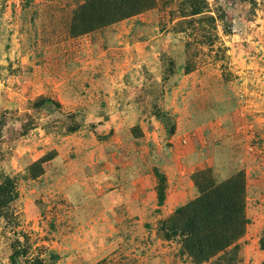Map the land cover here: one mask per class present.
I'll use <instances>...</instances> for the list:
<instances>
[{"label": "rangeland", "instance_id": "374dc122", "mask_svg": "<svg viewBox=\"0 0 264 264\" xmlns=\"http://www.w3.org/2000/svg\"><path fill=\"white\" fill-rule=\"evenodd\" d=\"M231 182L197 261L170 220ZM0 264H264V0H0Z\"/></svg>", "mask_w": 264, "mask_h": 264}, {"label": "trees", "instance_id": "16d2710c", "mask_svg": "<svg viewBox=\"0 0 264 264\" xmlns=\"http://www.w3.org/2000/svg\"><path fill=\"white\" fill-rule=\"evenodd\" d=\"M127 11L123 15L135 13L136 9ZM231 183L218 185L211 189L212 193H203L177 208L170 220L174 230L186 234L185 246L197 261L208 259L245 233L249 220L245 215L242 191L231 187L235 186ZM235 188L240 192H235ZM163 197L160 196L161 201Z\"/></svg>", "mask_w": 264, "mask_h": 264}]
</instances>
